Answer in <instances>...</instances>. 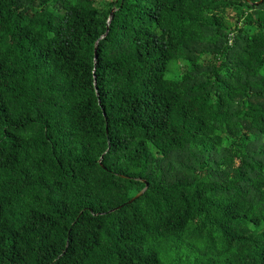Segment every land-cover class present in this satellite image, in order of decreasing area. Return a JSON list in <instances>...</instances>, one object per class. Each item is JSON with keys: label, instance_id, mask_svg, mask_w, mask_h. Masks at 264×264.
I'll return each instance as SVG.
<instances>
[{"label": "trees", "instance_id": "16d2710c", "mask_svg": "<svg viewBox=\"0 0 264 264\" xmlns=\"http://www.w3.org/2000/svg\"><path fill=\"white\" fill-rule=\"evenodd\" d=\"M0 264H264V1L0 0Z\"/></svg>", "mask_w": 264, "mask_h": 264}, {"label": "water", "instance_id": "95a60500", "mask_svg": "<svg viewBox=\"0 0 264 264\" xmlns=\"http://www.w3.org/2000/svg\"><path fill=\"white\" fill-rule=\"evenodd\" d=\"M247 1H248V3L254 4V5H258V4L262 3L264 0H260L259 2H255V3L251 2L250 0H247ZM114 12H115V9L112 10V12L110 14V18L113 17ZM95 58H97V48L95 49ZM147 187H148V185H147V183H145L144 188L139 193H137L130 201H132L133 199H135L138 196L142 195V193L147 189ZM130 201H128V202H130Z\"/></svg>", "mask_w": 264, "mask_h": 264}, {"label": "rangeland", "instance_id": "374dc122", "mask_svg": "<svg viewBox=\"0 0 264 264\" xmlns=\"http://www.w3.org/2000/svg\"><path fill=\"white\" fill-rule=\"evenodd\" d=\"M178 254L180 255V257H183L185 255V251L181 250Z\"/></svg>", "mask_w": 264, "mask_h": 264}]
</instances>
